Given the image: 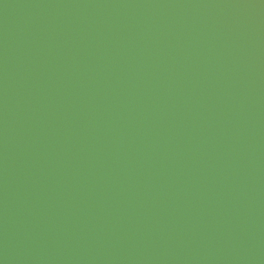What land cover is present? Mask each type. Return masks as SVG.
<instances>
[{
  "label": "water",
  "instance_id": "95a60500",
  "mask_svg": "<svg viewBox=\"0 0 264 264\" xmlns=\"http://www.w3.org/2000/svg\"><path fill=\"white\" fill-rule=\"evenodd\" d=\"M0 264H264V0H0Z\"/></svg>",
  "mask_w": 264,
  "mask_h": 264
}]
</instances>
